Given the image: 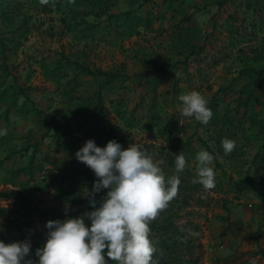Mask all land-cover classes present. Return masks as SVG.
<instances>
[{
    "label": "rangeland",
    "instance_id": "1",
    "mask_svg": "<svg viewBox=\"0 0 264 264\" xmlns=\"http://www.w3.org/2000/svg\"><path fill=\"white\" fill-rule=\"evenodd\" d=\"M2 91L21 195L0 201V241L29 240L36 260L47 221L94 210L97 178L75 153L115 140L181 180L149 225L156 264H264V0H0ZM191 91L208 101L207 125L181 114ZM202 149L216 173L207 191L193 183Z\"/></svg>",
    "mask_w": 264,
    "mask_h": 264
},
{
    "label": "clouds",
    "instance_id": "2",
    "mask_svg": "<svg viewBox=\"0 0 264 264\" xmlns=\"http://www.w3.org/2000/svg\"><path fill=\"white\" fill-rule=\"evenodd\" d=\"M179 100L184 117L203 125L210 122L213 113L199 92H188ZM6 134V130L0 132ZM235 146L233 140H222L226 155ZM175 156V171L181 173L187 167L186 158L182 153ZM75 157L97 178L87 195L94 210L77 218L47 221L46 241L35 250L36 260L31 258L29 240L0 241V264H107L105 250L113 264H156L149 225L178 196L179 176L166 177L159 163L139 144L122 149L110 140L102 148L87 140ZM213 160V155L203 149L195 157L193 183L201 184L206 191L216 185V173L210 166ZM101 190H107L106 195L97 201L95 194Z\"/></svg>",
    "mask_w": 264,
    "mask_h": 264
},
{
    "label": "crops",
    "instance_id": "3",
    "mask_svg": "<svg viewBox=\"0 0 264 264\" xmlns=\"http://www.w3.org/2000/svg\"><path fill=\"white\" fill-rule=\"evenodd\" d=\"M180 5H182V4H180ZM190 22H186L187 23L186 25H189ZM179 27H183V29H185V31L182 32L183 36H185L186 35V28H185L184 23H183V25L180 24ZM190 27L192 28L193 26H190ZM178 42H200V41H199V39L194 40L191 38L186 39V37L185 38L183 37V39H180ZM4 94H6V92H4V91L0 92V97L2 96V100L0 98V111L2 110V108L4 106H7L8 103H10L9 102L10 100L7 101L8 97L7 98L3 97V96H5ZM3 102L5 104H3ZM6 136H8V135H6ZM25 138L26 137H21V140L25 141ZM16 141H17V139L15 140V138L12 135H9L8 137H5L4 135H0V188L1 189H5V190L10 189V188L11 189H17V188L13 187V185L15 184V183H13V181H15V180L11 179V177H14V176H16V174H18V173H14V172L17 171V169L19 168L17 165H14V163H13V160L15 159L17 152L19 153V151L13 149V148L17 147ZM4 144H8V146L4 145ZM22 155H24V153H22ZM2 181H6V182H4L5 185L2 184Z\"/></svg>",
    "mask_w": 264,
    "mask_h": 264
},
{
    "label": "trees",
    "instance_id": "4",
    "mask_svg": "<svg viewBox=\"0 0 264 264\" xmlns=\"http://www.w3.org/2000/svg\"><path fill=\"white\" fill-rule=\"evenodd\" d=\"M19 171L20 172L23 171V168L19 169ZM20 195H21L20 190H16V189L2 190L0 191V201H17L20 198Z\"/></svg>",
    "mask_w": 264,
    "mask_h": 264
}]
</instances>
